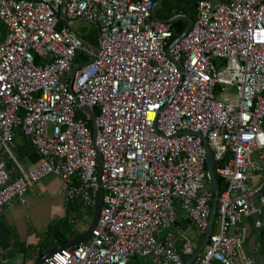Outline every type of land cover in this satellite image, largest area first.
Returning <instances> with one entry per match:
<instances>
[{
	"label": "built area",
	"instance_id": "obj_1",
	"mask_svg": "<svg viewBox=\"0 0 264 264\" xmlns=\"http://www.w3.org/2000/svg\"><path fill=\"white\" fill-rule=\"evenodd\" d=\"M155 1L0 0V216L49 175L64 206H94L98 162L79 108L97 110L98 223L42 264H184L194 249L176 223L203 236L213 199L202 138L226 188L216 230L191 264H253L238 223L264 203V180L247 185L253 153L264 160V0H198L168 52L174 27L152 18ZM77 20L94 24L96 46L71 28ZM78 55L86 64L70 84ZM15 129L39 157L28 170L12 156Z\"/></svg>",
	"mask_w": 264,
	"mask_h": 264
},
{
	"label": "crops",
	"instance_id": "obj_2",
	"mask_svg": "<svg viewBox=\"0 0 264 264\" xmlns=\"http://www.w3.org/2000/svg\"><path fill=\"white\" fill-rule=\"evenodd\" d=\"M11 152L14 160L23 170H28L36 166L39 162V157L30 145V142L20 133L19 129L14 130ZM252 161L253 168L247 179V185L249 187L264 180V160L260 159L257 153H253ZM6 167L10 179L14 178L16 173L13 169V161L6 159ZM54 181H56L59 186L58 179L50 175L44 177L39 182L33 183L25 193V203L20 204L15 202L11 209L5 210L0 216V264H30L31 260L27 256L28 248L37 244V238L35 233L32 232L30 225V229L24 227V223L21 219L22 213L20 205H27L36 202V200L38 201V198H43L44 194L48 191H58V188L54 185ZM261 206L262 212L260 215L242 218L238 223V228L243 231L244 252L252 260L253 264H264V225L261 228H257L254 225L256 219H259L264 223V203ZM65 207H68V205ZM175 231L176 234L187 239L192 246V249L197 248V243H201L202 241V235L196 233L191 227L189 221L182 219L181 217L176 223ZM233 232L234 229H231L229 234H232ZM34 251L36 253L37 250ZM145 259L146 264H156L150 257ZM129 264L138 263L137 261H134Z\"/></svg>",
	"mask_w": 264,
	"mask_h": 264
},
{
	"label": "rangeland",
	"instance_id": "obj_3",
	"mask_svg": "<svg viewBox=\"0 0 264 264\" xmlns=\"http://www.w3.org/2000/svg\"><path fill=\"white\" fill-rule=\"evenodd\" d=\"M193 2L194 0H166L160 2L156 6L157 15L162 16V14H167L164 9L166 5L180 12L187 11L191 8ZM70 26L74 28L78 34L83 36L88 43L91 42L95 46L96 30L94 24L86 20H77ZM77 63L78 62H75L73 66L80 64V62ZM214 63L218 66L220 61L214 59ZM229 91H231L230 88ZM47 132L51 134L50 123H48ZM54 185L58 188L56 181H54ZM68 207L64 206L62 194L60 192L57 190L48 191L44 194L43 198H38V201L36 200V202L27 205H20L22 213L21 219L24 223V227L30 229L31 226L32 232L35 233L37 238L36 242L41 245L46 239L52 238L56 232H62L64 230H68L69 232H73L74 230L76 232H81L89 227L93 209L80 208L78 211L73 212ZM199 244L200 242L197 243L198 246Z\"/></svg>",
	"mask_w": 264,
	"mask_h": 264
},
{
	"label": "water",
	"instance_id": "obj_4",
	"mask_svg": "<svg viewBox=\"0 0 264 264\" xmlns=\"http://www.w3.org/2000/svg\"><path fill=\"white\" fill-rule=\"evenodd\" d=\"M66 0H62L61 3V7L64 6ZM163 0H156L152 9V18L153 19H159L156 15H155V7L157 6L158 3L162 2ZM60 18L62 19V21L64 23L67 24L68 20L63 16L62 13H60ZM177 18H183L187 21V25L184 29V31L177 36L175 39H173V41L171 42V44L167 47L166 52H168L169 48L176 43L190 28L191 24H192V18H190L188 15L186 14H177L172 16L169 19H166V21H173L174 19ZM94 55H96V50H94ZM86 62L80 63L78 65H75L71 68L70 70V75H69V83L71 84L75 71L78 70L79 68H81L83 65H85ZM80 112H82L83 114H85L89 121H90V125H91V130H92V144L94 146L95 152H96V156H97V162H98V169H97V174H96V182H97V193H96V198H95V203L93 206V213H92V219H91V223L89 225V227L84 231V233H82L81 235H79L78 237H76L75 239L69 240L66 243H62V244H58L54 247H52L49 250H46L42 253H40L36 259L34 260L33 264H42V261L50 256L51 254L57 252L60 249L63 248H67V247H73L78 245L79 243L87 240L89 238V236L91 235L92 230L96 227L97 223H98V219H99V213H100V209L102 207V195H103V190L102 187L100 185V171H101V166H102V159H101V155L99 154L96 146H95V142H96V136H97V127H96V116L95 113L87 106V105H82L79 108ZM193 135L199 136V133L193 132L191 133ZM203 140V145L206 151V162H205V166H206V172H207V180L208 183L210 185V188L212 190L213 193V199L211 202V208H210V214H209V219H208V225L207 228L205 230V233L203 235L202 241L199 244V246L193 251V253L188 256L185 261L184 264H191L193 262V260L201 253V251L204 249V247L207 245L209 236L211 235L212 231H213V225L215 222V217H216V206H217V200L219 197V186H218V181H217V177L214 173V168H213V157H212V153L209 149V147L207 146V142L204 138H202Z\"/></svg>",
	"mask_w": 264,
	"mask_h": 264
},
{
	"label": "trees",
	"instance_id": "obj_5",
	"mask_svg": "<svg viewBox=\"0 0 264 264\" xmlns=\"http://www.w3.org/2000/svg\"><path fill=\"white\" fill-rule=\"evenodd\" d=\"M166 0H163L162 2H164ZM198 0H194L191 8L187 11H183V12H180L179 10L175 9V8H172L168 5H166V7H164V9L166 10L167 14L164 15L162 14V16H159L157 15V10H156V16L159 18H163L162 20H166V19H169L171 18L172 16L174 15H177V14H186L188 15L190 18H192V20L194 19V15H195V7H196V3H197ZM164 10V11H165ZM190 11V12H189ZM159 18V19H160ZM171 24L172 26L174 27V33L172 35V38L171 40L175 39L177 36H179L185 29L186 25H187V21L183 18H177V19H174L173 21H171ZM95 27V26H94ZM0 28H1V25H0ZM95 30H96V34H97V29L95 27ZM80 35V34H79ZM81 36V35H80ZM83 40H85L83 38V36H81ZM95 39V38H94ZM86 41V40H85ZM87 42V41H86ZM91 43V42H89ZM92 46L93 43H91ZM95 46H96V40H95ZM85 60H87V57H85V55H78L74 61V64L75 62H84ZM77 63V64H78ZM94 112L97 113V110L94 109ZM88 126L91 127L90 125V121L87 122ZM21 133V132H20ZM22 134V133H21ZM16 177V176H15ZM13 179V178H12ZM217 181H218V186H219V193L223 192L226 188V184L223 182V180L220 178V177H217ZM206 187L208 189L211 190L210 188V185L209 183L207 182L206 183ZM70 208V210H72L73 212H76L78 211V209H80L81 207L76 205V204H71V205H68ZM88 209H92V207H89ZM92 211V210H91ZM216 229V226L215 224L213 225V232L215 231ZM82 233H84V231H81V232H76L75 230L73 232H69L68 230H64L62 232H56L52 238H48L46 239L43 244H36L34 245L33 247H29L28 248V258H30V264H33L36 256L46 250H49L51 249L52 247L58 245V244H62V243H66L67 241L69 240H72V239H75L76 237H78L79 235H81ZM203 236H201V240H202ZM34 250H37L36 253ZM34 253V254H33ZM146 258V257H145ZM145 258H134L132 259L130 262H134V261H137L138 264H146V259ZM183 260L186 259V257H182ZM145 262V263H144Z\"/></svg>",
	"mask_w": 264,
	"mask_h": 264
}]
</instances>
